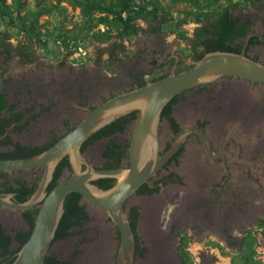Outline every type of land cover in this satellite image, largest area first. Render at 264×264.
<instances>
[{
	"label": "flooded vegetation",
	"instance_id": "obj_1",
	"mask_svg": "<svg viewBox=\"0 0 264 264\" xmlns=\"http://www.w3.org/2000/svg\"><path fill=\"white\" fill-rule=\"evenodd\" d=\"M249 7L252 11L250 13L237 8L230 10L232 14L230 20L237 22L235 27L246 25L248 28L247 35L243 39H234V42L243 46L242 52L248 57L264 64V0ZM216 17L203 20L196 26L191 38L193 62L190 65L185 64L183 56L172 52L167 47V43L156 36L161 29L157 31L153 29L148 36L149 39L144 40V45L141 44L142 47L135 54L136 58L127 67L129 87L118 92L108 89L103 94V91L96 93V90H89L77 96L75 101L70 95H62L59 101H55L51 106L39 103L36 105V98L30 94L28 87L23 89H27L26 96L8 94L5 86L12 81V78L0 74V93L7 102L4 108L1 109L0 106V160L27 159L47 151L49 148L30 156L12 159L2 157V154L17 152L18 145L22 148L54 145L79 125L97 106L115 95L138 88L141 77L150 82L155 78H164L172 73L185 71L195 65L196 53L193 51V46L196 32L204 27L209 29L208 23L213 22ZM209 37L211 34L205 38ZM5 44L8 43L3 42V52ZM3 55L6 60H11L5 53ZM138 60L144 61V66L140 67ZM118 63L123 62L119 60ZM145 72L152 74V77L146 79ZM155 73L157 76L154 75ZM251 84L264 89L263 84L224 77L193 88L169 103L170 113L161 116V155L171 148L177 135L189 128L203 133L209 143V150L203 144L201 136L192 131L178 153L127 202L126 212L131 227L134 226L132 230L136 240V257L142 253L141 236L145 237L150 223L154 226L156 236L161 234L162 229L157 225L159 223L161 225L162 215L171 204L175 206L176 213L179 211V214H184V218L188 215L196 217L203 226V231L208 233L209 239L215 237L219 245L239 247L242 251L246 247L247 240L254 239L251 238L252 236L256 239L255 232L259 224L256 223V215L251 214L254 213L257 204H261L258 200L264 199V135L260 137L261 140L258 139L255 128L259 123L258 118L264 116V91H256ZM70 104H73L72 109ZM56 105L63 109L58 122L52 117ZM170 118L175 124L170 122ZM134 122L129 123L123 132L102 137L82 150L95 168L110 170L129 166L128 152L131 140L129 143L126 142L127 144L124 141L118 143V140L130 127H133ZM34 130L45 138L43 142H33L26 137ZM115 137H118L117 140L114 139ZM102 140H110L117 146L115 152L121 155L118 163L111 157L106 158L103 155L102 164L96 165L86 156L88 148ZM69 167L61 170L58 183L70 176ZM43 175L44 168L0 172V195H6L13 203L23 204L34 195ZM83 202L86 201L82 198L80 203L82 206ZM37 213L38 206L20 211L0 204V264L14 263L19 251L31 235ZM250 217L254 218L253 221ZM89 220L90 217L87 222ZM109 223L111 243L109 245L107 242L102 251L103 261L105 264H115L120 234L111 220ZM252 226L256 227L255 231H251ZM82 227L71 229V235L66 239H54L49 257L57 262L76 264L74 257L60 255L54 252L53 248L58 242H66L72 237L74 230ZM183 237L181 235L175 238L179 240V245L183 244ZM163 241H166L165 238Z\"/></svg>",
	"mask_w": 264,
	"mask_h": 264
},
{
	"label": "rangeland",
	"instance_id": "obj_2",
	"mask_svg": "<svg viewBox=\"0 0 264 264\" xmlns=\"http://www.w3.org/2000/svg\"><path fill=\"white\" fill-rule=\"evenodd\" d=\"M213 1L200 0L197 4H193L175 0H146L144 6L148 10L156 6L172 15L173 20L163 25L156 36L165 41L172 52L183 56L185 64L190 65L193 62L191 38L199 24L197 20H210L229 5L227 0H220L217 3ZM232 1L239 4L237 9L252 12L249 5L242 0ZM134 11L139 14L136 20L139 28L137 34L123 32L122 27H115L112 23L101 25L91 32L82 34L75 32L74 27L82 20L80 10L73 9L66 3L58 6L56 0H28L20 17L15 10L8 14L0 11V74L12 78V81L5 86L6 92L10 95L26 96L27 89H23L28 87L30 94L36 98V105L39 103L51 106L55 101L58 102L62 95H70L75 101L77 96L89 90H96V93L103 91L102 93L105 94L108 89L118 92L128 88L130 81L127 67L136 58L135 54L144 45V40H148V36L153 32L146 12L137 5ZM40 12L46 13L39 17L36 24L40 42L35 43L34 46L35 60L32 63H23L16 57L15 51L11 60H6L2 51L3 42L13 48L31 42L33 38L28 32L30 25L23 21V17L25 14H31L32 20L33 16ZM114 43L123 45L125 49L124 53L118 52L115 59L111 57ZM117 59L122 60L123 63L116 62ZM138 63L141 67L145 62L138 60ZM154 75L157 76V73ZM151 77L152 74L145 72L146 79ZM251 87L256 91H264L260 86L251 84ZM73 104H70V109ZM54 108L52 117L58 122L63 109L58 108V105ZM258 122L255 133L261 140L260 137L264 135V116L258 118ZM132 130L133 127H130L126 134L121 135L118 143L122 141L125 144L129 143ZM26 137L38 143L45 139L35 130L29 132ZM108 142L110 140L93 144L88 148L86 156L96 165H101ZM258 203L261 204H257L251 215H256V223L259 226L255 232L256 239L253 236L251 238L255 239L257 260L264 264V199L258 200ZM82 204L90 217L89 222L82 228L74 230L72 237L66 242L56 243L54 252L74 257L76 264H105L102 251L107 242L109 245L111 243L109 242L110 220L103 210L88 202ZM183 215L179 214V211L176 213L173 204L169 205L166 213L162 215L161 225L160 223L157 225L162 229L161 234H158L159 237L154 233V226L151 223L148 225L149 231L146 232L145 237L141 236L142 253L135 258V264H183L180 260L183 252L189 255L188 264H243V259L249 254L247 248L241 251L239 247L217 244L215 237L209 239L208 233L203 231V226L196 217L188 215L184 218ZM253 219L250 217L251 221ZM255 229L256 227L252 226L251 231ZM181 235L184 236L183 244L179 245V240L175 238Z\"/></svg>",
	"mask_w": 264,
	"mask_h": 264
},
{
	"label": "water",
	"instance_id": "obj_3",
	"mask_svg": "<svg viewBox=\"0 0 264 264\" xmlns=\"http://www.w3.org/2000/svg\"><path fill=\"white\" fill-rule=\"evenodd\" d=\"M224 77L264 85V64L251 59L245 52L208 53L190 69L109 98L47 151L27 159L0 160V172L44 168L43 178L27 202L16 204L9 201L6 195H0V204L14 210L25 211L38 206L31 235L13 264H45L70 193L81 195L83 201L103 210L118 229L120 242L115 264H135L136 240L125 208L127 202L178 153L192 131L201 136L209 150L203 133L189 128L177 135L171 148L161 155L162 112L177 96ZM135 112L138 115L129 146V166L110 170L95 168L85 157L83 145L103 128ZM65 157L69 159L70 176L63 178L48 193L53 175ZM105 178L117 182L108 190L94 184Z\"/></svg>",
	"mask_w": 264,
	"mask_h": 264
},
{
	"label": "trees",
	"instance_id": "obj_4",
	"mask_svg": "<svg viewBox=\"0 0 264 264\" xmlns=\"http://www.w3.org/2000/svg\"><path fill=\"white\" fill-rule=\"evenodd\" d=\"M10 1V3H8ZM46 1V0H38ZM146 0H56L57 5L60 6L62 3L70 5L73 9H79L82 20L80 24L74 27L75 32L82 34L83 32H91L101 25L114 24L115 27H122L123 32L130 34H137L139 28L136 25V20L139 18V14L134 11V8L139 6L147 14V19L154 30H160L161 27L173 20L170 13L164 12L163 10L154 6L151 10H148L144 5ZM176 2L182 3H193L197 4L200 0H175ZM220 0H214L213 3H217ZM229 5L225 7L216 17L213 22L208 23L209 29L206 27L197 30L194 40L193 51L196 53L194 56V61L199 62L206 54L213 52H229L235 54L242 53V45L234 42V39H243L247 33L248 28L246 25L236 28L237 22L231 21L230 10L236 9L239 4L234 3L232 0H227ZM248 5H254L261 0H242ZM28 0H0V11L4 14L12 13L14 10L20 17L21 12L25 9ZM46 12L36 13L32 20L30 19L31 14H25L23 21L29 23L30 28L28 30L31 34V39L28 44H21L16 48H13L10 44H5L4 52L8 59H11L12 52L15 51L17 57L21 59L23 63H32L35 58V43L40 42V34L37 30L36 24L38 23L39 17L45 15ZM197 21L202 22L203 20L198 19ZM212 29V31L210 30ZM211 37L205 38L210 35ZM104 36V34H102ZM109 38H106L108 40ZM35 40V42L33 41ZM203 48L204 50L200 49ZM118 52H124V46L118 43L112 45L111 57L117 58ZM118 62L119 60H115ZM194 65L188 67L192 68ZM162 78H155L150 82L160 80ZM148 83L144 78L141 77V83L138 86L143 87ZM7 105V102L3 100V95L0 93V106L1 109ZM14 106L11 107L13 109ZM170 113L169 104L164 108L162 115H168ZM138 113H132L126 117H123L111 125L103 128L98 133L93 135L83 146L82 150L92 143L97 141L102 137H109L116 132H123L126 126L135 121ZM172 124H175L173 119H169ZM53 144L47 145L45 147H20L18 145V150L15 153H10L3 155V158H19L23 156H30L33 154L41 153ZM117 148L113 142H110L105 149L104 157H111L115 161H119L121 155L115 152ZM118 165V164H117ZM64 167H69V159L65 157L59 164L52 182L49 185L48 191L50 192L57 184L60 172ZM99 188L103 190H108L116 184L115 179H99L94 182ZM82 201V196L77 193H70L65 200V212L61 219L60 225L57 229L55 240L66 239L71 235L70 230L76 227H82L89 219L85 208L80 204ZM34 226V225H33ZM134 226L132 225V229ZM134 230V229H133ZM249 239V238H248ZM254 239L245 240L246 247L249 250V254L243 259V264H263L261 261L257 260V252L254 247ZM189 255L187 252H183L180 255V259L183 264H188ZM45 264H72L69 262H57L55 259L49 256L45 260Z\"/></svg>",
	"mask_w": 264,
	"mask_h": 264
}]
</instances>
